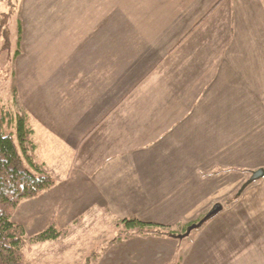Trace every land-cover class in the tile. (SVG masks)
<instances>
[{
	"label": "crops",
	"instance_id": "1",
	"mask_svg": "<svg viewBox=\"0 0 264 264\" xmlns=\"http://www.w3.org/2000/svg\"><path fill=\"white\" fill-rule=\"evenodd\" d=\"M57 4L20 28L15 57L19 72L24 41L51 44L23 64L42 79L33 158L74 141L79 180L118 217L170 225L224 200L179 264H264V174L232 192L264 169V0Z\"/></svg>",
	"mask_w": 264,
	"mask_h": 264
},
{
	"label": "rangeland",
	"instance_id": "2",
	"mask_svg": "<svg viewBox=\"0 0 264 264\" xmlns=\"http://www.w3.org/2000/svg\"><path fill=\"white\" fill-rule=\"evenodd\" d=\"M10 3L14 7V13L9 22L11 48L9 53L0 50V103L12 113L25 116L30 121V126H35L36 122L42 121L40 112L33 102L34 97L37 98L36 91L41 88L42 80L36 74L41 72L35 69V65L28 69L24 67H27V64L31 62V59L28 58L32 55L34 57L36 53L39 54V62L42 65L44 55L41 54L40 50L43 49L44 53L49 51L51 44L42 43L39 47L33 44L34 47L32 48L35 51L29 55L25 47L30 50L28 47L30 43L26 46V41H24L21 46L22 56L18 60V64H22L19 72L14 66L15 57L13 53L20 39L18 37H22L21 32L25 33L21 30L19 32V22L21 28L25 27L27 22L42 21L43 19L39 17L43 15L36 13L39 11L38 9L58 4L57 0H0V13L7 11ZM52 47L50 46L51 50ZM26 59L29 61L27 62ZM48 60H50V55ZM34 64H36L35 61ZM37 130L39 133L42 132L41 129ZM40 139V136H34V140L41 141ZM60 146V143L51 142H48L47 146L44 147L38 145L34 154L35 158H33L32 149L30 152L28 149L26 150L31 162L34 165L44 162L43 172L50 174L55 179V184L51 188L33 198L21 201L11 217V220L21 222L24 225L25 245L23 252L30 264L180 263L185 249L197 242L202 226L188 229L185 233H177L174 238L151 233L128 234V223L122 220L125 217L122 215L118 217V215L108 211L105 206L100 205V200L94 195L91 184L82 179L79 180L83 176L81 171L82 166L84 167L81 163L82 160L78 157L72 159L68 157L73 151L74 141H71L69 148H65V150H62ZM25 164L30 170L38 173L36 168L27 160ZM64 164L65 168L67 167L66 171H60ZM70 166L74 172L71 171L67 177V169ZM250 175L247 171H243L241 174L243 182L236 191H232L233 194L245 187L243 184ZM199 194L195 196L201 199L208 194V191L204 189L200 197ZM223 201L215 205H221ZM208 211L202 214L206 215ZM51 219H54L58 229H64L63 238L45 241L33 240V236L47 227ZM186 222L188 221L183 219L182 222L176 221L167 226L178 229Z\"/></svg>",
	"mask_w": 264,
	"mask_h": 264
},
{
	"label": "trees",
	"instance_id": "3",
	"mask_svg": "<svg viewBox=\"0 0 264 264\" xmlns=\"http://www.w3.org/2000/svg\"><path fill=\"white\" fill-rule=\"evenodd\" d=\"M13 13L14 7L11 3L7 11L0 13V50L8 53L11 48L9 22ZM18 29L20 32V22ZM19 41L13 53L14 57L20 53ZM31 133L32 128L25 116L12 113L0 103V264H30L23 252L24 225L11 220V217L21 201L33 198L55 184V179L43 172V163L34 165L26 153L32 145ZM26 160L36 168L38 173L26 166ZM233 197L228 198L225 203H230ZM204 216L188 221L178 229L137 218H123L122 220L128 223V234L151 233L174 238L177 233H185L188 229L200 227L213 215L206 218ZM63 236L64 229H58L54 219H51L47 227L33 236V240H58ZM168 264H179V262Z\"/></svg>",
	"mask_w": 264,
	"mask_h": 264
},
{
	"label": "water",
	"instance_id": "4",
	"mask_svg": "<svg viewBox=\"0 0 264 264\" xmlns=\"http://www.w3.org/2000/svg\"><path fill=\"white\" fill-rule=\"evenodd\" d=\"M263 174H264V169L263 168H259V169L255 170V171H253L252 174L250 175L249 179L243 184V186H246L247 184H249L253 180L258 179ZM220 208H221L220 205H215L214 207H212L207 212V214L204 216V218L209 217V216L215 214L218 210H220Z\"/></svg>",
	"mask_w": 264,
	"mask_h": 264
}]
</instances>
